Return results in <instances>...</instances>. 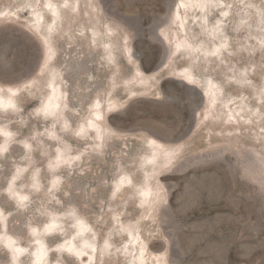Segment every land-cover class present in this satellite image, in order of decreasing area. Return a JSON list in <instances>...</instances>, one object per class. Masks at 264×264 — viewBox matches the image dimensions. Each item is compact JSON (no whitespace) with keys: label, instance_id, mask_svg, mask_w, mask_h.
Instances as JSON below:
<instances>
[{"label":"rangeland","instance_id":"1","mask_svg":"<svg viewBox=\"0 0 264 264\" xmlns=\"http://www.w3.org/2000/svg\"><path fill=\"white\" fill-rule=\"evenodd\" d=\"M66 1L74 13L50 22L43 0H0V87L13 88L15 103L0 110V129L8 132L4 144L0 134V232L4 226L24 249L18 264L30 263L31 227L56 214L58 232L68 234L74 213L97 239L119 236L124 223V244L112 239L116 252L132 243L125 238L131 228L140 247L159 249L166 264H264V0H215L203 16L186 2L175 22L167 16L179 0ZM107 6L109 64L89 34L93 21L105 25L100 10ZM35 10L43 20L37 37L27 29ZM159 30L166 46L153 36ZM38 38L52 58L43 67ZM184 70L201 87L210 81L219 89L205 118L206 99L172 77ZM51 80L65 97L61 116L48 119L38 108ZM88 93L115 104L99 134L75 132ZM152 133L171 150L155 169L145 161ZM119 176L124 189L110 203ZM11 184L21 198L8 191ZM146 184L149 198L139 205ZM59 241L44 240L48 264L57 261L52 245ZM11 255L0 244V264H12ZM58 263L76 264L69 256ZM107 264H118L115 253Z\"/></svg>","mask_w":264,"mask_h":264},{"label":"bare ground","instance_id":"2","mask_svg":"<svg viewBox=\"0 0 264 264\" xmlns=\"http://www.w3.org/2000/svg\"><path fill=\"white\" fill-rule=\"evenodd\" d=\"M186 2L189 4L195 5L196 9L199 11V14L203 16L205 5L208 3L213 5L215 0H179L169 11L167 20L169 22H175V19L179 17L181 9L186 8ZM58 5L54 3L53 0H43L44 11L47 14L50 22L58 21L61 16L67 12L74 13V7H68V3L66 0H58ZM183 7V8H182ZM93 10V7H90ZM89 8V10H90ZM225 10L222 11V15H225ZM104 22H100L97 24L93 21L90 32L91 34L90 44L93 47L99 48V50L105 55V60L109 64L111 60V43L108 42L112 36V28L110 26V21L113 20L111 15V8L107 6L103 11L100 10ZM33 16V20L35 21V25L33 28H27L31 35L37 37V34H41V28L43 27L42 16L38 10L31 12ZM75 16V15H74ZM203 20V18H201ZM42 20V21H40ZM183 21V20H182ZM102 23V24H101ZM218 23V22H217ZM215 23V26L217 25ZM181 25V23H179ZM164 31V30H163ZM157 32V31H156ZM153 36H156L157 40L161 42L164 46L169 43V38L162 31H158ZM215 36V35H212ZM40 46L44 49L45 58L41 67L48 65L52 58L51 54L48 53V48L45 49L46 44L42 43L40 38H38ZM177 47L182 46V42L177 40L175 42ZM223 45V42L216 43L212 46L211 51L217 52V45ZM46 50V51H45ZM177 48H172V53H175ZM199 52H204L203 50L198 49ZM219 53V52H218ZM218 53H216L218 55ZM136 54V53H134ZM134 56V55H133ZM165 56V55H164ZM137 57V56H136ZM94 59H91L93 62ZM162 65L160 62L159 66ZM147 68V67H146ZM148 69V68H147ZM136 71L138 69L136 68ZM50 75H53V70H50ZM172 77L181 81L183 84L191 87H196L202 90L204 93V98L206 99V108L207 112L204 113V118L208 115L210 111H212L213 103L218 95L219 89L215 87V84L208 81L205 87H201V85L193 78L189 71H181ZM263 94H264V87ZM6 91L8 93H4L3 89L0 87V110L6 111L13 108L15 109V103L11 92H13V88L6 87ZM217 91V92H216ZM65 91L61 85H58L56 82H52V80L48 83L47 94L41 105L39 106V110L41 113L46 116L48 119H53L61 116L62 107L64 104ZM89 94V93H88ZM128 96L133 97L134 93L131 90ZM258 99V98H257ZM115 109V104L112 98H108L107 101H103L97 95H87L85 99V103L82 105L81 110H85V114L87 115L84 120L79 121L76 125L75 132L79 130L89 132L88 134H99L102 129V116L104 112L111 113ZM239 109V108H238ZM229 112L231 109L228 110ZM13 112V111H12ZM254 113V112H253ZM256 120L260 119V115L258 113L253 116ZM67 120H63L62 124L66 126ZM0 134L2 135V143H7L8 132L6 130L0 129ZM6 139V140H5ZM147 148L150 151L149 156L145 161L149 163L150 169H155L156 160L158 157L160 159L168 158L171 150L169 147L162 145L157 141L156 135L152 133V136L147 140ZM0 150H4L5 147L0 145ZM124 189V176H119L115 179L112 185V191L109 195L110 203L116 202L118 198V193ZM12 196H16L21 198L22 195L16 191V189L11 184L8 190ZM143 198V199H142ZM149 198V187L146 184V187L141 189V202L139 205H142ZM3 216L0 214V222L2 223ZM68 222L71 225V230L68 234L60 233L59 230H62L61 223H63L62 216L56 214H50L47 216L46 223L40 228L35 229L31 227L30 237L33 243V248L31 249L30 255V263L29 264H48V248L45 246L44 240L49 237L57 236L60 238L58 244L52 245L54 247V255L53 257L57 259V261L53 264H59V259L64 256H69L76 264H107V259L112 253H115L118 258V264H166V261L162 259L160 254L157 252L159 249H153L150 246L147 251H145L140 245L135 241L136 239L133 237V232L131 228H125L126 230V239L130 238L132 243L128 246L124 252V245L116 252L112 249V239L114 242L120 241L119 243L124 244V223H120L118 230L119 236H112L113 234L110 232H106L105 235L101 236L97 239L95 238V234L91 229H88L87 224L84 222L83 218L77 215L76 213L68 215ZM114 223H119L117 219L113 220ZM4 225V224H3ZM4 226H2V231L0 232V244L4 247L5 250L12 253V264H18L17 258L23 255L24 249L20 247L17 243H14V240L7 236L4 232ZM113 237V238H112ZM62 250L65 254H62ZM162 251V250H161ZM171 252H174V248L171 247ZM53 253V252H52ZM51 253V254H52ZM175 253V252H174ZM173 253V254H174ZM51 264V262L49 263Z\"/></svg>","mask_w":264,"mask_h":264},{"label":"water","instance_id":"3","mask_svg":"<svg viewBox=\"0 0 264 264\" xmlns=\"http://www.w3.org/2000/svg\"><path fill=\"white\" fill-rule=\"evenodd\" d=\"M191 90L197 92L199 95H200V99L202 102H204L205 98H204V93L202 92V90H200L199 88H196V87H191V86H188ZM195 120H196V115L194 114L192 116V122H191V125L189 127V130L187 131V135L191 132L192 128L194 127V123H195Z\"/></svg>","mask_w":264,"mask_h":264}]
</instances>
